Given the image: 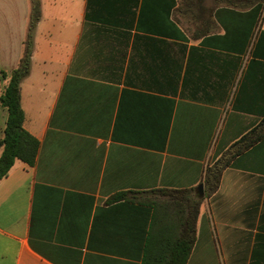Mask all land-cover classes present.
<instances>
[{"label": "crops", "instance_id": "0c3cea01", "mask_svg": "<svg viewBox=\"0 0 264 264\" xmlns=\"http://www.w3.org/2000/svg\"><path fill=\"white\" fill-rule=\"evenodd\" d=\"M38 1L20 105L39 148L0 178V264H143L163 226L157 189L199 200L186 264H264V136L213 192L204 183L264 116V6ZM30 13L31 0H0V95ZM6 119L0 103V138Z\"/></svg>", "mask_w": 264, "mask_h": 264}, {"label": "trees", "instance_id": "16d2710c", "mask_svg": "<svg viewBox=\"0 0 264 264\" xmlns=\"http://www.w3.org/2000/svg\"><path fill=\"white\" fill-rule=\"evenodd\" d=\"M237 2L258 1L255 12L264 6V0H229ZM40 17L39 1L31 0V13L28 31L24 40V51L17 67L11 70L7 84L0 95V103L7 109V119L0 138V178L7 175L15 159L33 165L36 160L39 141L23 127L24 113L20 105V82L28 74L32 53V36ZM6 76L4 72H1ZM264 136V116L251 129L245 132L218 158L205 172L204 183L207 192H213L219 182V176L230 160L250 147ZM190 189H157L147 193H157L163 199L147 198L155 208V215L162 209L159 217L163 224L160 233L152 231L145 249L143 264H186L194 242V226L198 213L199 200L191 197ZM131 190L119 191L109 197L115 201L134 194ZM148 202V203H149ZM178 234V236H177Z\"/></svg>", "mask_w": 264, "mask_h": 264}, {"label": "water", "instance_id": "95a60500", "mask_svg": "<svg viewBox=\"0 0 264 264\" xmlns=\"http://www.w3.org/2000/svg\"><path fill=\"white\" fill-rule=\"evenodd\" d=\"M197 190L199 192V197H202L203 195V184L202 183L198 185Z\"/></svg>", "mask_w": 264, "mask_h": 264}, {"label": "rangeland", "instance_id": "374dc122", "mask_svg": "<svg viewBox=\"0 0 264 264\" xmlns=\"http://www.w3.org/2000/svg\"><path fill=\"white\" fill-rule=\"evenodd\" d=\"M149 195H151V196H153V197H159V194H153V193L150 194V193H149ZM156 195H157V196H156Z\"/></svg>", "mask_w": 264, "mask_h": 264}]
</instances>
